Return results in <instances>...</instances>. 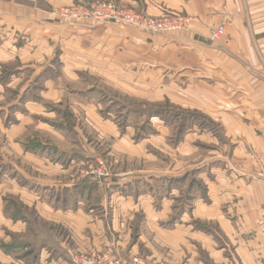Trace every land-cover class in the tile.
<instances>
[{
  "label": "crops",
  "instance_id": "crops-1",
  "mask_svg": "<svg viewBox=\"0 0 264 264\" xmlns=\"http://www.w3.org/2000/svg\"><path fill=\"white\" fill-rule=\"evenodd\" d=\"M84 1L90 2L2 0L0 77L8 65L15 66L0 86L22 82L31 68L35 80L45 77L50 60L59 73L64 67L76 76L85 71L117 91L167 102L180 81L182 109L197 111L228 138L231 175L224 177L227 169H219L212 179L199 169L198 194L185 201L184 187L176 195L179 189L166 185L159 195L157 181L173 179L159 172L115 174L99 189L0 168V264H70L75 255L113 245L125 256L159 264H264L257 223L264 203V0H115L153 17L191 18L188 31L166 36L64 24L51 16L54 5ZM222 25L225 35L210 42V31ZM30 82L28 74L22 93ZM22 124L7 129L25 130ZM52 128L64 134L76 130L70 123ZM38 146L49 147L48 163L29 148L22 147V156L41 169L63 166L77 153Z\"/></svg>",
  "mask_w": 264,
  "mask_h": 264
},
{
  "label": "rangeland",
  "instance_id": "rangeland-1",
  "mask_svg": "<svg viewBox=\"0 0 264 264\" xmlns=\"http://www.w3.org/2000/svg\"><path fill=\"white\" fill-rule=\"evenodd\" d=\"M98 1L114 2L120 8L126 9L115 0H90V2L84 1L75 5L71 3L54 5L50 13L53 18L64 24L109 25L144 32L126 25L90 23L80 17V7ZM0 4L4 2L0 0ZM127 10L153 17L133 9ZM174 16L177 15L164 14L153 18L166 19ZM211 31L210 42L218 41L211 38ZM181 33L183 32L150 35L166 36ZM47 63L49 64L45 77L35 80L37 76L34 78L33 69L29 70V79L32 82L26 93H22V90L28 74H25L22 82L10 85L7 89L0 86V168L3 169L2 171H5L7 167L10 168L9 172L19 168L32 177L44 178L42 180L45 182L67 181L74 184L86 182V184L98 186L99 189H105L107 185L104 181L115 174L120 177V175L125 176L124 173L159 172V175L173 176L172 181L168 179L157 181L159 195H164L166 185L179 189V193L175 192L176 195L180 194L184 187L185 201L190 196L198 194L196 185L199 183L197 177L199 169L202 171L205 169L212 179L217 178L215 175L218 174L219 169L223 171L227 169V172L223 173L224 177L228 178L231 175L229 162L226 161L230 153L228 138L219 127L215 128L208 124L204 116L197 111L182 109L181 87L183 84L180 81L178 82L179 90L174 93L175 97L167 102L165 98L137 96L117 91L113 86L104 83L100 79L101 76H92L85 71L76 76L75 72L70 73L64 67L59 73L57 62L50 60ZM14 66L8 65L4 69L5 72L0 77V85H6ZM42 89H45V92L50 90L52 94L49 92L45 95L40 92ZM55 89L59 91V95L53 94L52 90ZM20 123H23L22 127H25V130H16V127L12 130L7 129L12 125L18 126ZM45 123L55 126L70 123L76 126V130L67 131L65 135L53 129L52 125L50 127ZM204 129L208 131L204 133ZM40 142L77 151V153L73 154L72 158L66 159L63 166L55 165L56 168L41 169L22 154V147L29 148L30 153L38 151L40 155L35 154L44 156L48 163V160L50 161L48 154H51V151L47 150L48 146L45 148L38 146ZM15 143L22 146L20 151L15 148ZM183 174L185 176L182 178ZM205 180L209 181L207 178ZM148 183L145 181L142 185L148 186ZM199 189L200 192L203 191L201 186ZM186 191L189 193L186 194ZM94 193L92 196L95 195ZM99 196L95 195L94 198L97 199ZM177 200L181 201L180 195ZM145 237L152 240L150 234H146ZM113 247L123 255L116 245ZM143 251L146 252L145 249ZM75 256L72 257L70 264H73L72 260ZM139 257L148 264H159L141 255Z\"/></svg>",
  "mask_w": 264,
  "mask_h": 264
},
{
  "label": "built area",
  "instance_id": "built-area-1",
  "mask_svg": "<svg viewBox=\"0 0 264 264\" xmlns=\"http://www.w3.org/2000/svg\"><path fill=\"white\" fill-rule=\"evenodd\" d=\"M80 17L90 23L119 24L134 27L149 34L184 32L189 29L191 19L177 15L174 17L153 18L132 10L122 9L110 1H98L80 7ZM225 35L222 25L211 31V38L219 40ZM108 175V174H107ZM258 234L264 247V203L257 211ZM73 264H148L139 256L122 255L113 246L97 254H80L73 258Z\"/></svg>",
  "mask_w": 264,
  "mask_h": 264
}]
</instances>
